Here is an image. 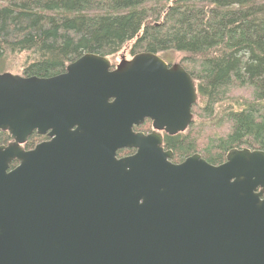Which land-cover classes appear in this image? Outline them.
I'll use <instances>...</instances> for the list:
<instances>
[{
  "label": "water",
  "instance_id": "obj_1",
  "mask_svg": "<svg viewBox=\"0 0 264 264\" xmlns=\"http://www.w3.org/2000/svg\"><path fill=\"white\" fill-rule=\"evenodd\" d=\"M110 67L87 53L50 78L0 73L13 140L0 146V264H264V151L172 163L161 133L191 124V75L152 53ZM145 118L152 132H132ZM35 128L55 137L24 152ZM123 147L136 153L116 159Z\"/></svg>",
  "mask_w": 264,
  "mask_h": 264
},
{
  "label": "trees",
  "instance_id": "obj_2",
  "mask_svg": "<svg viewBox=\"0 0 264 264\" xmlns=\"http://www.w3.org/2000/svg\"><path fill=\"white\" fill-rule=\"evenodd\" d=\"M128 43L132 55L182 54L195 84L197 117L163 136L174 163L199 153L219 165L231 149L264 151V0H0V64L23 55L27 76L50 77ZM237 88L249 96L231 95ZM208 127L217 131L201 142Z\"/></svg>",
  "mask_w": 264,
  "mask_h": 264
},
{
  "label": "flooded vegetation",
  "instance_id": "obj_3",
  "mask_svg": "<svg viewBox=\"0 0 264 264\" xmlns=\"http://www.w3.org/2000/svg\"><path fill=\"white\" fill-rule=\"evenodd\" d=\"M136 55V54H135ZM135 55H132L130 58H128V59H126V58H124L123 56L120 58V60H122V59H125V60H131ZM83 56V55H82ZM81 57V56H80ZM80 57H78V58H80ZM78 58H76L75 60H73L72 62H74V61H76ZM106 58H108V57H106ZM163 60H164V58L163 57H161ZM109 60V59H108ZM167 64H168V66H171V65H173V64H175V63H170V62H168V61H166V60H164ZM72 62H70V63H72ZM109 62H110V60H109ZM120 62V61H119ZM70 63H68V64H70ZM67 64V65H68ZM118 64V63H117ZM117 64H113V63H111L110 62V65H111V67H110V70H113L115 67H116V65ZM66 65V66H67ZM66 66H65V68H64V71L63 72H61V73H59V74H62V73H64L65 72V70H66ZM59 74H56V75H59ZM18 75V74H17ZM20 75V74H19ZM56 75H53V76H56ZM20 76H22V77H31V76H27V75H25L24 73H21V75ZM53 76H50V77H53ZM35 77H38V76H35ZM50 77H38V78H50ZM112 98H110L109 99V102H112ZM194 106H192V115H193V117H192V122H193V118H194ZM191 122V123H192ZM189 127V126H188ZM50 131L51 130H47L46 132H44V133H39L38 132V129L37 128H35L34 130H32L26 137H25V140H24V142L23 143H21V144H19V146H20V148L24 151V152H28V151H31V150H33V149H35L36 148V146L37 145H39V144H41V143H44V142H48V141H50L51 139H53L54 137H55V135H52V136H50L49 135V133H50ZM132 132H134V133H142V134H144V135H148V134H150L151 132H152V121L149 119V118H145L144 119V121L143 122H141L140 124H138V125H133L132 126ZM183 133V132H182ZM0 134H4V136H3V138H5V140H4V142H2L1 143V141H0V146H7L10 142H12L13 140H12V138H11V135H10V133L6 130V131H3V130H0ZM164 134L165 133H161V135H162V138H164L163 136H164ZM179 134V133H178ZM167 135V134H166ZM177 135V134H176ZM167 136H169V135H167ZM174 136V135H173ZM163 147H164V142H163ZM164 150H166L165 149V147H164ZM170 150V149H169ZM172 151V150H171ZM136 153V149L135 148H129V147H123V148H120V149H117L116 151H115V158L116 159H122V158H127V157H130V156H132V155H134ZM172 154H173V151H172ZM194 154H196V153H194ZM199 154V153H198ZM193 155V154H192ZM191 156V155H190ZM189 157V156H188ZM187 158V157H186ZM185 158V159H186ZM172 159H173V156H172V158H171V162L172 163H174L173 161H172ZM184 159V160H185ZM183 160V161H184ZM182 162V161H181ZM181 162H178V163H181ZM178 163H174V164H178ZM20 164V161L19 160H17V159H15V160H12V162L9 164V166H8V169H7V171L9 172V171H11V170H13L15 167H17L18 165Z\"/></svg>",
  "mask_w": 264,
  "mask_h": 264
},
{
  "label": "rangeland",
  "instance_id": "obj_4",
  "mask_svg": "<svg viewBox=\"0 0 264 264\" xmlns=\"http://www.w3.org/2000/svg\"><path fill=\"white\" fill-rule=\"evenodd\" d=\"M130 48H131V43L125 44L114 55L108 56V59L113 64L119 63L120 58L122 56L124 58L128 59L132 56V54L130 53ZM162 57L164 58V60H166L170 63H180L182 58H183V55L178 53V52H169V53L163 54ZM26 62L27 61L25 59V56H23V55H20L17 57L6 58L5 61L1 62V64H0V72H8V73H12V74H18V75L20 74L21 75V73L23 71V67L26 64ZM231 95L247 97V96H249V92L246 89L237 88V89L232 90ZM194 109H195V107H194ZM198 113L199 112L197 111V114H196V110H195L194 116L198 115ZM197 130H198V128L196 125L191 128L192 133H197ZM215 130L217 131V129H215ZM215 130H212L211 127H208L206 132H204V139L202 140V138H201V142L206 141V136H205L206 134H212V133L216 132Z\"/></svg>",
  "mask_w": 264,
  "mask_h": 264
}]
</instances>
